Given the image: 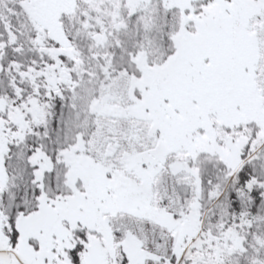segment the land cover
<instances>
[{
  "label": "snow or ice",
  "instance_id": "snow-or-ice-1",
  "mask_svg": "<svg viewBox=\"0 0 264 264\" xmlns=\"http://www.w3.org/2000/svg\"><path fill=\"white\" fill-rule=\"evenodd\" d=\"M0 264H264V0H0Z\"/></svg>",
  "mask_w": 264,
  "mask_h": 264
}]
</instances>
